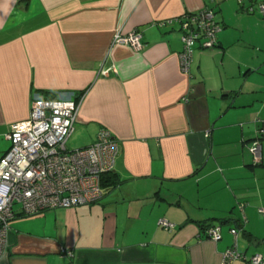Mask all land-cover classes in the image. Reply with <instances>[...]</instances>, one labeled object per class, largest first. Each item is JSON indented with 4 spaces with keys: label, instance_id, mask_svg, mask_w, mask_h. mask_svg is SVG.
Masks as SVG:
<instances>
[{
    "label": "crops",
    "instance_id": "1",
    "mask_svg": "<svg viewBox=\"0 0 264 264\" xmlns=\"http://www.w3.org/2000/svg\"><path fill=\"white\" fill-rule=\"evenodd\" d=\"M259 2L0 0V157L33 97L77 102L72 149L102 129L116 144L102 199L16 215L0 264H220L233 242L264 260V135L249 152L264 128ZM202 9L219 32L182 74L177 20ZM132 31L139 52L113 43Z\"/></svg>",
    "mask_w": 264,
    "mask_h": 264
},
{
    "label": "built area",
    "instance_id": "2",
    "mask_svg": "<svg viewBox=\"0 0 264 264\" xmlns=\"http://www.w3.org/2000/svg\"><path fill=\"white\" fill-rule=\"evenodd\" d=\"M256 10L264 16V4L258 3ZM177 21L182 47L177 62L179 71L187 74L193 50L212 48L219 27L208 9L185 13ZM113 43L134 52L142 47L137 31L116 35ZM77 106L69 98L33 97L27 118L10 125L4 135L9 148L0 157V258L7 246L8 223L16 215L32 216L47 210L86 206L102 199L100 178L113 169L115 140L102 129L89 146L68 150L66 143L72 134ZM263 135L264 128H259L256 137ZM257 138L249 149L255 160L259 158ZM159 225L164 230L172 228L165 221ZM203 234L217 242L219 226L208 227ZM229 234L234 238L235 230H229ZM59 255L69 257L70 253L60 250ZM220 264H264V260L259 255L245 259L236 252L233 242L222 254Z\"/></svg>",
    "mask_w": 264,
    "mask_h": 264
},
{
    "label": "trees",
    "instance_id": "3",
    "mask_svg": "<svg viewBox=\"0 0 264 264\" xmlns=\"http://www.w3.org/2000/svg\"><path fill=\"white\" fill-rule=\"evenodd\" d=\"M259 3H262V4H264V2H259ZM250 8L251 7H249V8H246V11L248 10V11H250V12H252V9L253 8H251V10H250ZM258 13V12H257ZM259 14V13H258ZM260 15V14H259ZM260 16H262V15H260ZM262 17H264V16H262ZM262 137V136H261ZM257 138V137H256ZM258 138H260V137H258ZM110 173L111 172H109V173H106V174H104L103 176H101V178H100V186L102 187V188H104V186L106 185V177H108L109 175H110ZM206 228H208V227H206ZM206 228H204L203 230H205Z\"/></svg>",
    "mask_w": 264,
    "mask_h": 264
},
{
    "label": "rangeland",
    "instance_id": "4",
    "mask_svg": "<svg viewBox=\"0 0 264 264\" xmlns=\"http://www.w3.org/2000/svg\"><path fill=\"white\" fill-rule=\"evenodd\" d=\"M66 148L68 150H71L73 147H71V145L69 143L66 144ZM15 210H17V207H14Z\"/></svg>",
    "mask_w": 264,
    "mask_h": 264
}]
</instances>
